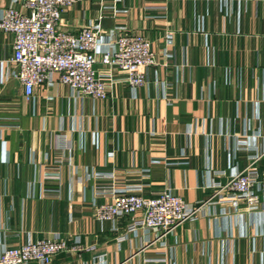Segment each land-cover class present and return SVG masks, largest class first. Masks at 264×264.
<instances>
[{
    "label": "crops",
    "instance_id": "crops-1",
    "mask_svg": "<svg viewBox=\"0 0 264 264\" xmlns=\"http://www.w3.org/2000/svg\"><path fill=\"white\" fill-rule=\"evenodd\" d=\"M15 1L0 0V18L27 12ZM87 25L144 35L158 64L136 90L114 67L104 100L81 99L58 73L27 99L15 36L0 29V248L58 236L70 250L51 264H264V209L213 199L164 237L96 216L110 201L103 188H169L193 206L254 155L264 169V0H84L64 11V31Z\"/></svg>",
    "mask_w": 264,
    "mask_h": 264
},
{
    "label": "built area",
    "instance_id": "built-area-1",
    "mask_svg": "<svg viewBox=\"0 0 264 264\" xmlns=\"http://www.w3.org/2000/svg\"><path fill=\"white\" fill-rule=\"evenodd\" d=\"M20 1L27 12L15 6L5 9L0 29L15 36L12 60L18 67L16 77L27 99L52 73H58L59 82L81 99H107L115 77L114 67L125 73L130 88L147 85L148 71L158 61L152 43L144 35L124 29L103 32L97 25L84 26L78 33L64 31V11L84 0ZM261 156L251 157L249 164L234 172L227 182L213 184L214 195L193 206L169 188L153 196L145 195L138 184L124 185L120 191L103 188L98 197H109L110 201L96 206L97 219L115 222L130 217L127 231L158 230L160 237H164L180 225L197 220L213 199L232 203L236 208L244 205L251 211L264 209V169L258 168ZM68 250L67 241L58 236L29 241L0 248V264H51L56 254Z\"/></svg>",
    "mask_w": 264,
    "mask_h": 264
}]
</instances>
